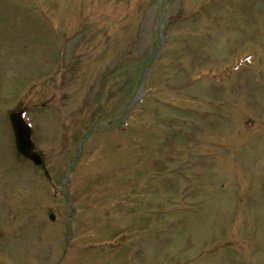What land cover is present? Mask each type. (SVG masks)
I'll use <instances>...</instances> for the list:
<instances>
[{"label":"rangeland","instance_id":"374dc122","mask_svg":"<svg viewBox=\"0 0 264 264\" xmlns=\"http://www.w3.org/2000/svg\"><path fill=\"white\" fill-rule=\"evenodd\" d=\"M164 1L0 0V264H264V0H172L144 71Z\"/></svg>","mask_w":264,"mask_h":264},{"label":"water","instance_id":"95a60500","mask_svg":"<svg viewBox=\"0 0 264 264\" xmlns=\"http://www.w3.org/2000/svg\"><path fill=\"white\" fill-rule=\"evenodd\" d=\"M11 121L14 126V131L16 132L18 150H20L27 159H31L36 165H39L41 159L34 153L32 142L29 139V133L24 129L20 120H18V115L12 116Z\"/></svg>","mask_w":264,"mask_h":264}]
</instances>
